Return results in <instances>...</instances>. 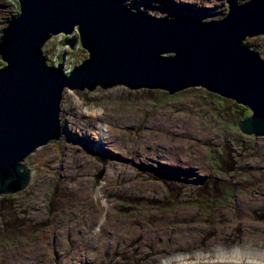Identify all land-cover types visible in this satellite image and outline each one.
I'll return each mask as SVG.
<instances>
[{
	"label": "rangeland",
	"instance_id": "374dc122",
	"mask_svg": "<svg viewBox=\"0 0 264 264\" xmlns=\"http://www.w3.org/2000/svg\"><path fill=\"white\" fill-rule=\"evenodd\" d=\"M245 1L124 0L155 16L200 20L223 18ZM19 11L17 0H0V29ZM244 41L264 58V34ZM70 50L76 65L88 57ZM240 105L202 86L66 90L60 138L25 159L34 170L27 188L0 195V264H156L185 245L199 253L264 241V136L234 123ZM96 109L113 135L105 148L93 139L95 120L83 116ZM95 229L105 237L87 254L81 236Z\"/></svg>",
	"mask_w": 264,
	"mask_h": 264
},
{
	"label": "water",
	"instance_id": "95a60500",
	"mask_svg": "<svg viewBox=\"0 0 264 264\" xmlns=\"http://www.w3.org/2000/svg\"><path fill=\"white\" fill-rule=\"evenodd\" d=\"M17 1L19 13L0 29V195L27 188L26 157L60 138L68 89L125 85L175 93L202 86L248 108L239 129L264 136V58L244 41L264 34V0L234 4L214 20L155 16L124 0ZM76 27L78 35L69 36ZM59 33L88 53L70 73L43 54Z\"/></svg>",
	"mask_w": 264,
	"mask_h": 264
},
{
	"label": "bare ground",
	"instance_id": "6f19581e",
	"mask_svg": "<svg viewBox=\"0 0 264 264\" xmlns=\"http://www.w3.org/2000/svg\"><path fill=\"white\" fill-rule=\"evenodd\" d=\"M77 31V27L75 29ZM76 103V101H75ZM78 108V107H77ZM90 117L95 120V135L97 137H94L93 139L96 140L97 146L103 148L106 147L107 144H109V138H112L113 135L111 134L110 127L105 123L108 121L107 114L102 111L101 109L92 110L90 112H83V116ZM96 121H98L96 123ZM158 125V123H157ZM171 126V125H170ZM109 139V140H108ZM90 142H94L92 140H89ZM111 141V140H110ZM111 150V149H110ZM177 154V153H176ZM178 155V154H177ZM161 158L167 159V156L160 155ZM27 158V157H26ZM155 160H158L156 158ZM163 161V160H161ZM165 161V160H164ZM167 161V160H166ZM178 157L176 156L174 160H172L173 164H177ZM113 172L118 173L120 172V167H114ZM32 169V173H33ZM111 172V171H110ZM112 218L109 212L102 215V217L98 220V225L102 230L104 229V226L106 225L107 221ZM101 229H95L94 231L90 230L87 234L84 236H81V238H84L86 240V243L89 244L87 248L85 249L87 251L95 250V244L96 239L99 237H105V234L102 233ZM186 233L178 235V242L183 241L186 238ZM262 237V236H261ZM131 237H129L130 239ZM249 242L244 243L245 246L237 245L235 247L226 248V249H208L206 251H202L199 253H192L190 252L192 247H187L186 245L183 247L186 252L180 253L178 255H167V253H163L165 258L161 260H157L156 264H264V250H259V247H264V241H260L259 243H251L254 240L249 239ZM253 240V241H252ZM264 240V239H263ZM61 241H63V248L65 250L69 249L68 245V239L66 240L63 238ZM177 247H180L177 246ZM77 260H80L77 258ZM75 264V263H70Z\"/></svg>",
	"mask_w": 264,
	"mask_h": 264
},
{
	"label": "built area",
	"instance_id": "2783aa9c",
	"mask_svg": "<svg viewBox=\"0 0 264 264\" xmlns=\"http://www.w3.org/2000/svg\"><path fill=\"white\" fill-rule=\"evenodd\" d=\"M75 31L72 35H76ZM66 35L60 34L55 35L51 38L50 43H47L44 47L47 48V54L43 51L46 56L47 64L53 67H58V64L61 63L63 65V70L66 73H70V71L76 66L77 60L75 56L71 53L70 47L65 43ZM77 47H80V44H77Z\"/></svg>",
	"mask_w": 264,
	"mask_h": 264
},
{
	"label": "trees",
	"instance_id": "16d2710c",
	"mask_svg": "<svg viewBox=\"0 0 264 264\" xmlns=\"http://www.w3.org/2000/svg\"><path fill=\"white\" fill-rule=\"evenodd\" d=\"M241 106V105H240ZM242 107V110L240 111V117H236V119L234 120V123L238 126V123H239V121L242 119V118H244V117H246V115L249 113V112H245V111H247V110H245V107H243V106H241ZM250 111V110H249ZM2 209H4V207H1L0 208V210L1 211H3ZM5 210V209H4ZM9 212V211H8ZM16 227H17V225H16ZM2 233V232H1Z\"/></svg>",
	"mask_w": 264,
	"mask_h": 264
},
{
	"label": "flooded vegetation",
	"instance_id": "af4514ba",
	"mask_svg": "<svg viewBox=\"0 0 264 264\" xmlns=\"http://www.w3.org/2000/svg\"><path fill=\"white\" fill-rule=\"evenodd\" d=\"M212 20H214V19H212ZM77 47V46H76ZM81 47V46H80ZM79 48V47H78ZM75 51V50H74ZM74 55V54H73Z\"/></svg>",
	"mask_w": 264,
	"mask_h": 264
}]
</instances>
